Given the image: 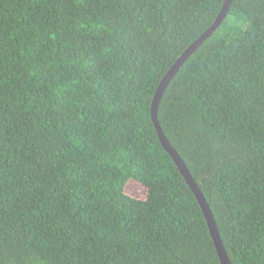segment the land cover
<instances>
[{
	"label": "trees",
	"instance_id": "1",
	"mask_svg": "<svg viewBox=\"0 0 264 264\" xmlns=\"http://www.w3.org/2000/svg\"><path fill=\"white\" fill-rule=\"evenodd\" d=\"M223 1L0 0V264H220L150 106ZM157 120L231 264H264V0H232Z\"/></svg>",
	"mask_w": 264,
	"mask_h": 264
},
{
	"label": "water",
	"instance_id": "2",
	"mask_svg": "<svg viewBox=\"0 0 264 264\" xmlns=\"http://www.w3.org/2000/svg\"><path fill=\"white\" fill-rule=\"evenodd\" d=\"M232 0H224L222 4V8L220 12L218 13L217 17L213 21V23L204 31L202 35H200L195 41H193L186 49L185 51L179 56V58L174 62V64L170 67V69L165 73L161 81L159 82L152 102L150 106V118L152 125L155 129L158 141L161 145V147L164 149V151L167 153V155L170 157L174 165L176 166L179 174L184 179L186 185L193 193L200 209L203 214V217L205 219L213 246L215 248L217 257L219 259L220 264H231L229 258L227 257V254L223 248L216 223L214 221L213 215L209 209V206L207 202L205 201L202 193L200 192L199 187L195 183L194 179L192 178L190 172L186 168V165L182 161V159L179 157L178 153L174 150V148L170 145V143L167 141L161 127L159 126L158 120H157V110L160 103V100L168 87L171 80L175 77L179 69L183 66V64L188 60V58L199 48V46L207 39L209 38L219 27V25L223 22L225 19L228 10L231 6Z\"/></svg>",
	"mask_w": 264,
	"mask_h": 264
},
{
	"label": "rangeland",
	"instance_id": "3",
	"mask_svg": "<svg viewBox=\"0 0 264 264\" xmlns=\"http://www.w3.org/2000/svg\"><path fill=\"white\" fill-rule=\"evenodd\" d=\"M133 182L134 181H132V180H128V182L125 185L124 190L128 189L129 187L135 186L134 191L129 190V192H131V196L136 197V198H141L143 193H144V189L141 185H135Z\"/></svg>",
	"mask_w": 264,
	"mask_h": 264
},
{
	"label": "clouds",
	"instance_id": "4",
	"mask_svg": "<svg viewBox=\"0 0 264 264\" xmlns=\"http://www.w3.org/2000/svg\"><path fill=\"white\" fill-rule=\"evenodd\" d=\"M211 211V210H210ZM212 213V212H211ZM205 220V219H204ZM206 223V222H205ZM207 226V225H206Z\"/></svg>",
	"mask_w": 264,
	"mask_h": 264
}]
</instances>
